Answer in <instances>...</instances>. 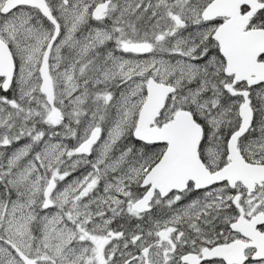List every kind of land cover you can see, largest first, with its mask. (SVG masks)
I'll list each match as a JSON object with an SVG mask.
<instances>
[{
    "label": "snow or ice",
    "instance_id": "snow-or-ice-1",
    "mask_svg": "<svg viewBox=\"0 0 264 264\" xmlns=\"http://www.w3.org/2000/svg\"><path fill=\"white\" fill-rule=\"evenodd\" d=\"M0 264H264V0H0Z\"/></svg>",
    "mask_w": 264,
    "mask_h": 264
}]
</instances>
